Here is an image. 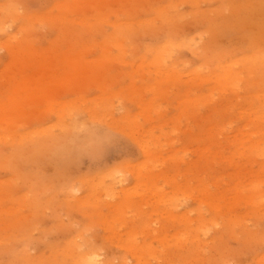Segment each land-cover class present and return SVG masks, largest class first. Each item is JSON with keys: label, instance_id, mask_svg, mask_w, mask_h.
<instances>
[{"label": "rangeland", "instance_id": "1", "mask_svg": "<svg viewBox=\"0 0 264 264\" xmlns=\"http://www.w3.org/2000/svg\"><path fill=\"white\" fill-rule=\"evenodd\" d=\"M0 264H264V0H0Z\"/></svg>", "mask_w": 264, "mask_h": 264}]
</instances>
